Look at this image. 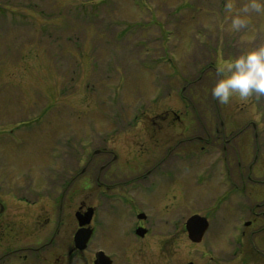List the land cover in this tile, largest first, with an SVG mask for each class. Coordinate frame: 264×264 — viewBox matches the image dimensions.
I'll return each mask as SVG.
<instances>
[{
	"label": "rangeland",
	"instance_id": "obj_1",
	"mask_svg": "<svg viewBox=\"0 0 264 264\" xmlns=\"http://www.w3.org/2000/svg\"><path fill=\"white\" fill-rule=\"evenodd\" d=\"M245 3L0 0V154L10 163L18 154L89 155L97 148L111 154H166L174 146L175 154H194L192 163L182 161L184 172L194 177L182 176L181 203L174 209L181 211V234L152 240L156 246L159 241L163 247L174 246L181 262L206 263L204 249L215 240L214 230L224 232L221 214H212L213 226L199 244L184 234L183 224L190 213L209 216L208 192L214 185L210 162L219 154H230L237 166L235 154H248L253 162L259 154L256 166L264 167V97L253 96L247 102L233 98L222 105L211 95L221 59L264 44V12L245 13ZM237 15L247 23L234 29L231 19ZM33 37L36 41L29 43ZM160 59L166 62L156 65ZM208 65L213 66L205 72ZM161 107L181 114L178 128L156 126L155 131L149 127L152 132L147 133L144 125L149 115ZM222 118L228 131L237 132L235 123L248 122L250 128L240 136L244 149L233 147L237 136H229L232 142L226 151L221 148L223 142L212 146L208 127L215 131ZM45 119L52 123L51 136L36 126V121L43 124ZM25 120L36 128L31 138ZM252 121L259 124L257 138ZM205 145L208 154L202 148ZM189 163L192 168L187 169ZM163 208L168 217V208ZM97 218L100 232L86 250L85 260L93 261V251L102 248L116 258L115 263L124 264L121 249L127 224L102 209ZM233 224L234 219H229V233ZM155 230L166 229L157 226ZM225 245L229 253L234 252V244ZM256 257L253 264L264 261Z\"/></svg>",
	"mask_w": 264,
	"mask_h": 264
},
{
	"label": "flooded vegetation",
	"instance_id": "obj_2",
	"mask_svg": "<svg viewBox=\"0 0 264 264\" xmlns=\"http://www.w3.org/2000/svg\"><path fill=\"white\" fill-rule=\"evenodd\" d=\"M29 41L36 40L33 37ZM160 63L161 60L156 65ZM212 66L208 65L205 72ZM158 109L162 110L150 114L144 125L147 133L152 132L149 127L155 131L158 130L156 126L178 128L182 119L176 109ZM25 121H28L31 138L36 128L30 120ZM219 121L215 131L208 127L212 146L215 142H223L221 148L226 151L232 142L229 136H237L239 139L234 141L233 147L244 149L240 136L248 129V122L235 123L236 132L226 130L225 119ZM252 122L257 138L256 126L259 124ZM48 123L45 119L42 126L36 121V126L41 133L51 136L53 126ZM202 148L210 153L206 145ZM174 150L173 146L166 154H111L112 151L106 148H97L95 154L89 155L18 154L12 156L11 163L0 154V264H94L96 252L102 248L93 251L91 262L85 260V252L100 232L97 218L100 209L115 218H123L127 224L126 241L121 249L125 255L124 264H201L195 259L181 262L174 246L163 247L164 242L160 241L156 246L157 242L152 240L175 238L181 234V211L174 209L181 203L182 176L194 177V174L190 176L184 172L182 161L188 159L192 163L195 155L175 154ZM219 155L220 158L208 166L214 172L211 174L214 185L208 192L207 206L211 210L207 231L201 241L190 238L186 226L190 213L183 224L184 234L187 233L193 244L201 243L213 226L212 214H221L220 222L225 223L223 237L221 229L214 230L215 240L204 249L203 259L207 258V261L202 264H230L232 260H236L234 264L252 263L256 256L264 258V247L260 248L264 246V167L256 166L259 154H255L254 162L250 161L251 157L248 160V154H235L239 159L237 166L230 154ZM186 168H192L190 163ZM163 207L168 208V217H164ZM90 208L94 211L91 221L94 231L88 246L79 249L75 241L77 231L83 227L79 213ZM229 219H234L230 233ZM157 226L166 230H155ZM139 228L145 229L144 232ZM257 237L263 240L259 241ZM227 243L234 244V252L229 253ZM112 259V264H117L116 258ZM261 262L257 264H264L263 260Z\"/></svg>",
	"mask_w": 264,
	"mask_h": 264
},
{
	"label": "clouds",
	"instance_id": "obj_3",
	"mask_svg": "<svg viewBox=\"0 0 264 264\" xmlns=\"http://www.w3.org/2000/svg\"><path fill=\"white\" fill-rule=\"evenodd\" d=\"M243 11L264 12V0H247ZM231 23L234 29H239L247 21L237 15L232 17ZM216 71L218 78L211 87V95L220 104H229L233 98L247 102L253 96L264 97V44L244 49L231 58L221 59Z\"/></svg>",
	"mask_w": 264,
	"mask_h": 264
},
{
	"label": "water",
	"instance_id": "obj_4",
	"mask_svg": "<svg viewBox=\"0 0 264 264\" xmlns=\"http://www.w3.org/2000/svg\"><path fill=\"white\" fill-rule=\"evenodd\" d=\"M93 213L94 211L92 208H90L89 211H86L85 213H82V212L79 213L81 216V224L83 227L80 228L75 235L77 248L83 249L87 247V244L92 235L93 229L92 227H87L85 225L91 222ZM186 226H187L190 238L198 242L202 240L205 232L207 231L209 222L205 216L196 213V214H193L191 217H189V219L187 220ZM141 230L142 229L139 228V231ZM144 230L145 229H143L142 231L144 232ZM112 262H113L112 258L109 255H107L104 250H99L96 253V259L94 260V264H112Z\"/></svg>",
	"mask_w": 264,
	"mask_h": 264
}]
</instances>
